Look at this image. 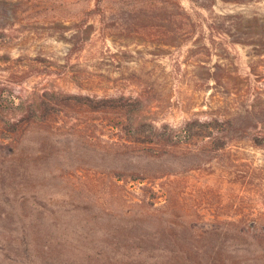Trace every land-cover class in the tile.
I'll return each instance as SVG.
<instances>
[{
  "label": "rangeland",
  "instance_id": "1",
  "mask_svg": "<svg viewBox=\"0 0 264 264\" xmlns=\"http://www.w3.org/2000/svg\"><path fill=\"white\" fill-rule=\"evenodd\" d=\"M113 113L146 129L167 128L155 153H169L168 163L156 170L183 179L187 201L200 211L198 226L239 216L247 226L264 217V0H0V167L19 164L13 148L47 152L44 140L37 146L30 139L47 132L49 119L60 136L52 148L59 157L41 160L49 172L36 185L42 207L27 201L21 221L43 234L75 231V174L62 173L75 169V151L85 152L75 126L104 143L115 135ZM207 117L237 125L222 130L226 150L200 163L209 151ZM185 122L189 129L180 132ZM211 134L214 153L223 135ZM169 145L177 151L166 152ZM15 222L0 204L7 249ZM65 255L75 261L74 249Z\"/></svg>",
  "mask_w": 264,
  "mask_h": 264
},
{
  "label": "trees",
  "instance_id": "2",
  "mask_svg": "<svg viewBox=\"0 0 264 264\" xmlns=\"http://www.w3.org/2000/svg\"><path fill=\"white\" fill-rule=\"evenodd\" d=\"M102 1L96 0L97 4ZM53 106L60 108L58 102ZM113 116L115 135L104 143L90 137L82 124L75 126V141L80 135L85 139V152L75 151V169L62 172L69 176L75 174V231L63 229L53 232L55 235L43 234L33 230L32 223L21 221L26 217L24 204L32 200L38 203L39 197L45 196L36 188L41 180L49 178V172L41 167V160L53 155L59 157L52 149L60 143V136L54 132L56 122L49 119L47 132L40 129L36 138L32 135L30 139L37 146L44 140L47 152L40 146L30 152L16 151V148L8 152L14 154L19 164L12 169L10 165L0 167V204L9 206L15 213L14 231H17L8 249L9 237L0 233L1 261L7 264L60 261L73 262L70 264H264V217L254 219L247 226H243L241 216L217 218L207 227L198 226L195 218L200 211L187 201V193L183 192L186 183L175 179L170 169L168 173L156 170L158 164L168 163L169 153H155L162 143L159 133L167 128L150 123L148 131L141 126L143 122L128 115L113 113ZM187 124L178 130L187 131ZM236 125L232 121L206 118L202 129L206 130L203 138L207 142L203 148L209 151H205L200 163L212 162L218 158V152L226 150L227 136L222 130ZM211 132L223 135L217 138L220 143L214 153L209 147L214 135ZM18 142L21 139L15 140ZM168 147L166 152L177 151L176 147ZM0 156L4 160L5 151H0ZM181 161L186 162L184 158ZM135 182L137 187L131 190L129 185ZM157 195L161 202L156 205ZM33 205L42 207L39 203ZM177 216L182 222L180 227L171 220ZM245 237L248 240L243 243ZM69 242L73 245L65 246ZM56 246L58 253L53 248ZM67 249L75 250V261L65 259Z\"/></svg>",
  "mask_w": 264,
  "mask_h": 264
}]
</instances>
